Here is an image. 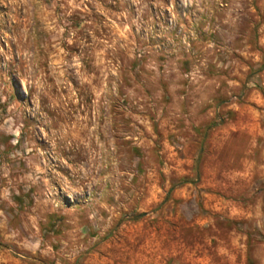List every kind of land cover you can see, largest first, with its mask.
I'll return each mask as SVG.
<instances>
[{
    "label": "rangeland",
    "instance_id": "1",
    "mask_svg": "<svg viewBox=\"0 0 264 264\" xmlns=\"http://www.w3.org/2000/svg\"><path fill=\"white\" fill-rule=\"evenodd\" d=\"M0 264H264V0H0Z\"/></svg>",
    "mask_w": 264,
    "mask_h": 264
},
{
    "label": "bare ground",
    "instance_id": "2",
    "mask_svg": "<svg viewBox=\"0 0 264 264\" xmlns=\"http://www.w3.org/2000/svg\"><path fill=\"white\" fill-rule=\"evenodd\" d=\"M98 126V125H97ZM96 128V127H95ZM96 130V129H95ZM91 131H93V129L91 130ZM89 135V134H88ZM90 136H92V135H90ZM104 145V144H103Z\"/></svg>",
    "mask_w": 264,
    "mask_h": 264
}]
</instances>
